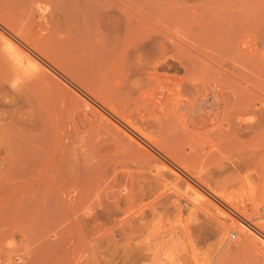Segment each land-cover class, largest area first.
Listing matches in <instances>:
<instances>
[{"label":"rangeland","instance_id":"1","mask_svg":"<svg viewBox=\"0 0 264 264\" xmlns=\"http://www.w3.org/2000/svg\"><path fill=\"white\" fill-rule=\"evenodd\" d=\"M104 1L105 3L112 1L110 4L106 3L107 8L109 7L107 5H111L113 2L114 5H112L114 7L116 5L118 9L122 7V4H124L122 0H117V2L116 0ZM179 1L156 0L153 3V7L155 8L152 10H154V12L152 10L150 11H152L151 13L155 14V12L158 13L160 9L168 5L171 7L175 6L176 9H179V7H181V9L183 8V14L186 15L187 13L190 14L194 12H208L209 14L205 13L207 18L205 17L201 20H198L201 23L204 22L203 24H207L209 23L208 21L211 22L210 19L212 18V20H214L213 22L219 20L215 16L220 12L221 8L219 7H221V3L225 5L227 0H181L180 2L183 1V4H180ZM184 1H187L186 4H184ZM207 1L212 5L215 2H218L215 3L214 6L218 5L219 3L220 5H218L219 7L213 6L211 8V5H209ZM234 1L233 3L231 0L233 4L232 6L223 5L224 7L222 6V9L227 8L229 10L232 8L238 10V8H240L239 6L241 5L243 7L246 5V1L248 0ZM257 1L255 0L254 2ZM259 1V8H264V4H262L261 7V3H264L262 2L264 0ZM228 2L226 4H228ZM105 3L103 2L104 5ZM248 3L249 2H247V4ZM38 4L39 3L37 2L31 4V10L35 12L34 15L42 12L41 10L43 9L46 15L47 13L49 15V11L51 13L50 8L47 9V7H44L42 4H39L41 7L39 8ZM101 4L102 3L98 5V9H101L100 6H103ZM155 4L158 5V8ZM163 4L165 5L163 6ZM249 4H253V2ZM204 5H207V10H203L205 7ZM113 6H111L113 9L104 11L106 10L104 8L103 11H98V20L95 17L96 15L92 14V18H90L91 21L88 19V22H86L87 28L89 26L90 30L98 32V42H102V37L106 40H111L113 37V29L115 27L114 24L116 22L121 23L125 19V17L122 18L123 15L120 12V9L118 10ZM242 7L240 9H242ZM167 8L169 7H166L161 11L163 12V10H165V13L171 9H174L175 13L179 12L178 10H175V8H171L170 10ZM199 8H201V10ZM185 9L188 10V12L186 11L185 13ZM28 10L29 12H32L30 8H28ZM214 10L215 13L213 12ZM262 11H264V9H262ZM114 13L117 15L115 16ZM32 14L33 13L30 15ZM53 14L55 15V13H51L49 15L51 16L49 20L52 19L49 22H52L51 24H53L55 20V24H58L56 23V16ZM151 16L153 17L152 14ZM113 17L116 18L114 19L115 23H113ZM152 17H149L150 20ZM155 17L161 19V21H164V18L162 19V17ZM214 17L216 18V21ZM157 18H155L156 21L158 20ZM177 19L182 21L181 18ZM31 20L30 22L26 21V23L28 22L27 24L30 26H32L31 22L33 21ZM155 20L152 18L153 22H156ZM152 21L148 20V26H151L150 30L147 31L148 33L153 30V28H155L156 31L159 30V32H161V28H164L163 26H166V23L169 24L168 22H170H166L165 19L164 25L163 23H161L162 25H157L159 28L158 29L156 27V23L152 25ZM178 21H175V26L177 29L179 28L180 32L184 29L183 32H186L185 35L189 34L188 30L189 32H192L195 29L193 34L197 33L198 30L196 31V29H199V26L202 25L200 23L193 24L190 25V27L193 28H189V26L187 27L184 24L187 22L186 20L183 22V24H181L182 22ZM262 21H264V16H262ZM90 22L92 23L94 30L90 25H87V23L90 24ZM181 26L183 27L181 28ZM155 29L151 32H156ZM17 35L15 36L12 34V32L0 24V44L5 40L3 37H6L7 39L10 38V44L8 46L5 44L1 45L6 48L1 47L0 50L2 53L0 51V54H4V59L6 57V59L11 61L14 65L8 68L9 70L6 71V73L8 72L10 74L9 71H12L11 68H13L14 72L12 71L11 73L14 74L11 75L14 77V79L8 74L9 81H6V84H3L2 81H0V83H2L0 84V126L2 127L3 124L4 127V124L6 126L7 123V125L13 123V128L23 129L24 131L22 133H27L31 138V136L33 137V135L36 136L38 134L37 128L40 125V119L45 117L46 120L48 119L50 123H53L51 124L54 126L55 130L63 129V131H67V133H70V135L76 133L75 135L78 134L82 137L85 136V139L87 140L89 139L87 143H89L88 146L90 144L91 145L89 146L90 148L87 146L88 151L93 150V153L97 154L95 161L98 160L99 163L101 162L102 166L100 165V170L98 169V193L89 192L77 200L70 198L74 211L69 210L67 212H60L59 210H50L46 212V214L45 211L41 212L40 214L38 211H30V213L24 210H18L16 205L20 202V200L26 202L29 206H32L33 209L36 205L44 204L43 206H47L46 204L48 202L43 201L41 203H36L31 197L25 195L28 189L31 190L32 182L36 177V173L34 170L29 171L28 169L24 168V166L22 167L23 164L20 163V160L18 163H16L18 161L17 159L14 162L16 154L13 153L14 151L12 152L11 144L16 143L17 140L13 141L11 138L13 136L8 137L10 136V133L9 135L4 134L6 132H2L0 127V264H6V260L10 255V257L13 259L19 258V256L22 258L25 257L24 259H26L27 252H29L28 255H30V257L40 253L39 241L41 240H39V238L42 235V231L41 233L40 231H38V233L35 232L37 233V236L40 234L39 238L36 236L37 240L30 239L32 243L35 242L37 245L35 243L31 245L32 243H30V247H28V249H24L26 237L24 239V234H22V232L19 230H30L27 226L33 225L36 223V221L42 219L45 222L47 221V224L49 222L48 226L37 228L35 230H44L43 233L46 235L52 236L54 233V236H57L58 239H61L64 230H70L68 232V234L71 236L70 240L65 241L64 244L59 247L60 250L58 251V253L63 254L65 260L58 264L264 263V251H262L264 250L262 249V247H264V231L262 230L264 229L261 230V225H258L261 226L260 229L255 225H264V206H262L264 205V198H260L261 196L264 197V195H262L264 194V191H262V189H264L262 188L264 187V183H262L264 182V180H262V176H264V174L258 170L256 173L253 172L254 170H251L253 160L252 163L251 160L248 162L251 163V167L248 163L244 164V166L242 164L250 158L252 159V157H255L256 159L257 157L254 151L256 148L261 146H255L256 148H254L255 144L253 146H248L251 151L249 153L251 154V157L249 155H247L249 157L243 155L246 152L248 153L249 148L246 146L247 144L244 145L246 146V150L248 148L247 151H245L244 146H240V149L237 147L239 152L243 150V154H237L238 151H236V148H234L235 151L231 150L233 156H236L237 154L238 157L239 155L238 158L236 157L237 159H240V156L241 159L242 157L248 158L246 160L243 158L242 161L245 160L243 162L240 160V162H238L237 159L233 160V158L231 161L230 158L232 155L229 151H223L222 153L227 154H221L220 151L215 153L216 150H212L211 153L215 155V159L212 160L211 165L208 164V166H205L207 163L205 164L204 161H202V163L200 161V164L196 163L197 165H192L197 166V172L196 170L191 169H195L194 167H191V165L190 168L187 163L184 164L185 161L182 159L175 157L179 160H177L178 162H174L176 159L173 161L172 158H169L171 157L169 156L170 153L168 154L166 151H164V148L161 147L162 145H158L157 138H151V136L155 134V129L153 131V128H151V126H153V117H149L148 115L151 114L149 111L153 105L151 101H153V99L159 98L160 95L158 96V94H160V92L158 91H161L159 81H157L158 84H156L157 82L154 84L157 85L155 90H152L155 86L153 85L154 87H151L153 83H150L155 82V79L152 80L153 78L150 77L149 73L146 72L149 71L148 68L150 63L148 62H150V57L151 59L153 58V53L148 51H146L147 53L145 51H141L142 53L137 51L135 53V47L132 48L134 41L128 43L129 45L126 44V52L122 58L123 62L125 61V63L123 66H121L123 69L118 66L119 64L114 59V61L111 60L108 63L111 69L115 68L114 70L117 72H119L121 69V72L116 75L117 79L108 84V89L105 87L107 91L105 88L101 89V91H96L95 89H93L94 91H91L92 88L90 85L86 86L87 89L83 88L85 86L84 84L80 83V86L79 80L77 78L71 74H68L70 76L67 77V72L64 74L62 70L59 69L60 67L45 61L38 53H34V50L27 43L24 44L23 40H21L22 36L19 37L20 35ZM153 36L154 34L148 38L146 34L145 41L154 39L155 36L158 37L159 35L157 34L154 37ZM189 36L192 35L189 34ZM2 38L4 40H2ZM197 40L194 42V44L196 43L195 46L197 47V52L198 47L200 48L199 52L202 50V53L203 51H205L204 53H207L211 50L209 47H207L208 50L205 48L206 43L208 42L207 39L206 43L202 42L201 39L198 44ZM142 42H144V40ZM136 43L139 44L140 42L138 43V41H136ZM199 43L201 44L199 45ZM208 45L209 43L207 46ZM9 46L10 50L7 51V47ZM5 50L7 51L6 53ZM10 51L13 55L10 53ZM8 52L13 56L12 58L16 60V63L12 58L7 57L10 56ZM212 52L214 53V51ZM192 55L198 56L196 53H192ZM3 56L0 55V58H3ZM16 58L19 59L17 60ZM145 58H147V61L145 60L144 62ZM17 61L20 63L17 64ZM146 63L148 66H146ZM140 64L143 66H140ZM144 64H146L145 67L147 70L145 69ZM215 69L218 70L216 67ZM143 71L147 73L144 74L145 76L143 75ZM160 73H165L171 76L174 74V76L178 77L182 75L181 72H178L177 74L175 72L172 73L168 71ZM118 76H121V78L118 79ZM70 77H73V79ZM77 81L78 84L76 83ZM119 85L122 86V88L118 87ZM147 87L150 89V91ZM115 88L118 90V92H116L117 90ZM126 88L129 91H127ZM142 88L143 91L145 89L144 92L141 90ZM123 90H126L127 93H125ZM121 91L123 94L125 93V96L122 97V93L120 94L121 96L119 95ZM179 91L181 92L180 95L179 93L177 94V91L174 92L176 95H174L175 99H172L174 98L172 95L173 97H171V100H174V102L171 101L172 104L176 103L175 101L178 99V97L183 98L184 90L180 87L178 92ZM114 93H117V95ZM111 95H113V98L114 96L115 98L120 96L121 99L127 96V98H124L125 100L120 99L121 102L120 100L117 102V100L115 101L114 99V102L111 100ZM134 97H137L138 100ZM142 100H144V102L146 101L147 103H143ZM156 102L158 101L154 100L153 103ZM101 103H105V105H102ZM132 103H134V105H132ZM140 103L146 104L147 106ZM121 108L124 110L123 113ZM163 112V110L159 111L158 116H161ZM130 116L131 118H129ZM31 119L34 120V127L29 122ZM132 120L134 123H136L134 124ZM147 120L151 121H149V126L151 125L150 129H148L149 126ZM136 124H138V126ZM59 125L60 129H58ZM145 126H148V131L145 129ZM149 130H152L150 132L154 133L151 134ZM141 135H144V137L148 136V141L149 138H151L150 140L155 139V141H153L157 144L151 143L150 146L146 137L144 138L146 139L145 142L141 139L143 138ZM5 138H7V140ZM8 138H11L10 143L8 142ZM7 143L8 145L10 144L11 149L7 148ZM152 144L160 146V150H158V147L155 148L152 146ZM161 148L163 149V152ZM251 149H254L253 152L255 156H252L253 154ZM259 149L261 148H258L256 152H258ZM260 151L262 152V150H259V152ZM259 152L257 153V155H259L257 159H259L261 156L260 154H262ZM9 154H11V156ZM228 154H230L231 157ZM180 160L182 162L184 161L183 166H181ZM258 161L259 160H256V165L258 164ZM203 162L205 164V168H203ZM239 163L242 165L238 166L240 165ZM186 164L188 165L187 168L185 166ZM246 166L250 167V169L245 170L246 172L250 170L247 173L244 171ZM239 167L241 168L239 169ZM22 168H24V170ZM199 170L201 172H206L205 174L202 172L201 176H199ZM207 171H209V175L212 173V178L214 177V179L211 178V175L210 177L207 175ZM18 172H21V175L18 174ZM203 175L208 177L203 180ZM196 176H198L197 178L200 177L203 182H201L200 179H197ZM244 177L246 178L244 179ZM248 186H250V188ZM7 205L10 206V208ZM253 209L258 211V214H254L258 215L259 217H254L255 215L252 214ZM44 218L48 220H45ZM39 222L42 223L43 221ZM35 233L32 235L33 239H35L33 237L36 235ZM54 236H52V238ZM246 237H250V246H243L240 243ZM25 245L29 246V244ZM167 252L171 253V260L164 259L165 253ZM22 255H24V257ZM27 260L29 259H26L25 261Z\"/></svg>","mask_w":264,"mask_h":264},{"label":"bare ground","instance_id":"2","mask_svg":"<svg viewBox=\"0 0 264 264\" xmlns=\"http://www.w3.org/2000/svg\"><path fill=\"white\" fill-rule=\"evenodd\" d=\"M98 1L100 0H0V24L4 28L12 32V34H14L15 36L17 34L20 35L19 37L22 36L21 37L22 39L21 38L20 39L23 40L24 44L27 43L34 50L33 52L38 53L45 61L60 67L59 69H61L64 74H66L67 72L66 74L67 77L70 76L68 74H71L72 76L77 78L79 80L80 86L81 84H84L85 86L82 87L86 88L87 85L88 86L90 85V87L92 88L91 91H94L93 89H95L96 91L98 90L101 91V89L105 87L108 89L109 87L108 84L110 82H113V80L117 79L116 75L119 72H121V69H123V67L121 66H123V64L125 63V61L123 62L122 58L124 56V53L126 52V44L134 41V45L132 44V48L135 47L134 49L135 53L137 51H139V53H142L143 51L145 52L148 51L150 53H153L152 56L153 58L151 59L150 57L149 60L150 62H148L150 63L148 68L150 72L149 71L146 72L149 73V76L153 78L152 80L155 79V82H151L150 80H148L149 82H151L150 84L153 83L151 87L155 86L152 90H155L157 85L154 84L157 81H159V85L161 86L160 87L161 91H158L160 92V94H158V96L160 95V97L157 99H153V101H151L153 104L152 108L149 111L151 112V114L150 113H149L150 115H148L147 113L146 114L149 117L151 116L153 117L152 118L153 124L152 123L151 124L154 127L151 125L150 126L151 128H153L152 129L153 131L155 129L154 131L155 134L151 136V138L152 137H155V139L157 138L158 145L160 146L162 145L161 147L164 148V151H166L168 154L170 153L169 156L171 157L169 158H172L173 161L176 159L174 162H178L177 160L182 159L185 161V162L183 161L184 164L187 163L189 167L191 165V167L195 168L193 169L190 167L192 170H196L197 166H192V165H197L200 161L201 163L202 161H204L205 164L207 163L205 165L203 162V168H205L204 165L208 166V164L210 165L212 164V160L215 159L214 157L215 155L211 153L212 150H216L217 152L215 151V153H218L220 151L221 154H227L222 152L229 151L232 155L231 150L235 151L234 148L237 149L238 147L240 149V146H244L247 144L246 146L248 147L249 145L253 146L255 144L254 148L261 146L258 147L261 148L259 150H262V152L260 151L262 154H260L261 156L259 157V159H257L259 156L257 155L259 150L258 152H256L258 148H256L255 151L254 149L253 150L251 149L253 154L252 156H255L254 155L255 152L257 158L255 159V157H252V159L250 158L245 163L243 161H245L248 158L242 157V159L245 158V160L242 161L240 156V159H237L239 157V155L237 157V154L239 153L243 154L242 153L243 150L239 152L238 151L239 149H237L236 151H238V153L236 154V156L232 155L231 157L230 154L228 155H230L231 158L230 157L229 158L231 161L232 158L233 160L237 159L238 162L242 161L243 166L244 164L250 162V160L252 163L253 160L252 167H251V163H248L250 164L251 170L252 171L254 170L253 171L254 173H256V171L258 170L259 172H262V174H264V27H262L264 26V21H262V16H264L262 15L264 14L262 13L264 12L262 11V9L264 8L262 9L259 8L260 6L258 5L260 4L258 2L260 1L256 0L257 2H254L255 0L254 1L248 0L246 1V5H244L243 7L241 5L239 6L240 8L242 7V9L238 8L237 10L231 8L228 10L227 8L225 9L222 8L228 5L232 6L233 5L232 2L234 0H232V2L231 0L230 1L225 0L226 3L229 1L228 4L224 2L225 5L223 3H221L222 5H220L219 3L218 5H220L221 7L216 5L217 7L221 8L220 12L218 11L219 9L217 10L219 13L217 12L218 14L215 16L219 20L217 19L218 21H216V18L214 17L217 23L213 22L214 20H212L213 18L211 17L212 18L210 19L211 22L208 21L209 23L203 24L204 22L201 23L198 20L205 18L206 12H199V13L194 12L190 14L187 13L186 15L183 14L184 13L182 11L183 8L181 9V7H179V9H176L175 6L171 7L166 5V7H169L167 9L170 10L171 8H175V10H178L179 12L175 13L174 9H171L170 11L164 13L165 10H163V12L161 11L162 9L166 8L164 7L160 9L158 13L155 12L156 14L155 15L151 12L152 11L154 12V10L152 9L155 8L153 7L154 5L153 3L156 0H122L124 4H122V7L120 6L121 8L119 9L123 15L122 18L125 17V19L124 21L121 22L122 24L118 22L115 23L114 19L116 18L114 17L117 14L115 15L114 13L115 16L112 18L113 23H115L114 24L115 27L113 29V37L111 38V40H106L102 37V42H98V32L97 31L94 32L90 30L89 26L88 29L86 27V22H88V19L90 20V18H92V14L96 15L95 17L98 20L97 18L98 11L100 10L103 11L104 8L106 9L104 11L113 9L111 8V6L114 5V2L112 3L113 5L112 4L107 5L110 7L107 8L106 3L110 4L112 1L106 3L104 0H101L100 2ZM102 1L105 3V5L103 4ZM180 1L179 3L181 4L183 1L182 2ZM35 2L42 4L44 7H47V9L50 8L51 13H55V15L54 14L53 15L56 16L55 17L56 23L58 24H55V20L53 24H51L52 22H49L52 20V19L49 20L51 17L49 16L51 14L50 11H49V15L48 13L46 15L44 9L43 10L40 9L42 12H39L36 15H34L35 12L31 10L32 9L31 4ZM184 2H185L184 4H186L187 1ZM247 2L249 3L253 2V4H249V3L247 4ZM98 3L99 4L102 3L101 5L103 6H100L101 9L100 8L98 9V5H99ZM207 3L209 4L208 1ZM214 4L213 5L209 4V5H211L212 8ZM262 4L264 3H261V7ZM164 5L165 4H163V6ZM115 7L116 9H118L116 5ZM156 7L158 8V5H156ZM28 8H30L32 12H29ZM39 8L41 7L39 6ZM199 9L201 10V8ZM207 9L208 7L206 5L203 8V10H207ZM186 11L188 12V10L185 9V13ZM213 12L215 13V10ZM31 13L33 14L30 15ZM151 14L153 15V17L151 16ZM206 14L209 13L207 12ZM155 16L162 17V19L164 18V21L166 19V22L168 21L170 22H168L169 24L165 22L166 23L165 26L164 21H161V19H158ZM30 17L32 18L33 21L31 20ZM149 17H152L153 20H155V18H157L158 20L157 21L155 20L156 22H153L152 18L150 20ZM177 18H181L182 21H180ZM30 20L32 21L31 22L32 26L27 24L28 22H30ZM148 20L153 22L152 25L156 23V27L157 25L159 24L162 25L161 23H163L164 28H161V32H159V30L156 31V29L153 28V30L155 29L156 32H151L153 31L151 30L148 33L147 31L150 30L151 27L148 26L149 24ZM185 20L187 22H185L184 24L187 27L189 26V28H193L190 27V25L193 24L200 23L202 25L199 26V29H196V31L198 30L197 33L193 34V31H195V29L193 31L191 29L192 32H189L188 30V33L192 36H189V34L185 35L186 32H183L184 29L180 32L179 28L177 29L175 26L176 24L175 21L182 22L181 24H183ZM26 21L28 22L26 23ZM87 25H90L92 27L91 22L90 24L87 23ZM182 27L183 26H181V28ZM152 33L154 34V36L158 34L159 38L155 36V38L158 39L154 38L145 41L146 34L149 38V36L153 35ZM3 38L2 40H4L3 41L4 43L2 42L3 44L2 43L0 44V48L1 47L6 48L1 45L5 44L8 46L10 44V40H9L10 38L9 39H7L6 37ZM201 39L202 42L205 43L208 40L205 48L207 47L211 48V50L214 51V53L211 50L208 52L206 51L207 53H204L205 51H203L202 53V50L201 52H199L200 51L199 47H198L199 53L197 52V47L195 46L196 43L194 44V42L197 40V44H198V42H200ZM135 40L138 41V43L139 42L140 43L137 44ZM143 40L144 42H142ZM208 43L209 45L207 46ZM200 44L201 43H199V45ZM7 48H8L7 51H9L10 46ZM7 51L5 50V53ZM192 53H196L199 57L192 55ZM11 54L10 56L7 57L12 58L13 54L12 55ZM0 55L3 56L4 54H0ZM1 58H0V81H2L3 84L4 83L6 84L7 83L6 81H9V77H8L9 73L8 72L6 73V71L9 70L8 68L14 65L12 64L11 61H8L6 57H5L6 60L4 59V56L2 59ZM12 59L16 63V60L14 58ZM113 59L116 60V62L119 65L117 63L115 64L121 67V69L119 68L120 69L119 72L114 70L115 68L111 69L110 65H108L109 61ZM145 60L147 61V58L144 59V62ZM19 63L20 62H18L17 64ZM146 64H144V67ZM140 66L143 65L140 64ZM146 66H148V64ZM215 67L218 70H216ZM11 70L14 72L13 68H11ZM12 71H9L10 72L9 75L14 74L11 73ZM164 71H168L172 73L175 72L176 74L178 72H181L182 75L181 76L179 75L180 77H178V76H174V74H172L171 76L165 73H160ZM143 72H142L143 75L147 74L145 73V71ZM11 77L13 76L11 75ZM70 78L73 79V77ZM120 78L121 76L120 77L118 76V79ZM76 83L78 84V81ZM156 84H158V82ZM120 85L118 87L122 88V86ZM180 87L184 90L183 98H179V97L178 99L176 98L177 99L175 101L176 103L172 104L171 101L174 102V100H171V97L175 95L174 92L176 91L177 94L179 93L180 95L181 92L180 91L178 92ZM143 88L141 89L142 91ZM126 90L123 91L127 93ZM116 92H118V90ZM121 93L122 91L119 93V95ZM125 93L124 94L122 93L123 94L122 97L125 96ZM114 94L117 95V93ZM112 96L113 95H111V97ZM120 96L118 97L116 96L117 98H115L114 96V98L112 97L111 100L114 101L115 99V101L117 100L118 102V100L121 99ZM175 96L172 99H175ZM124 98H127V96ZM135 99L138 100L137 97ZM154 100L158 102L153 103ZM142 101L143 103L146 102V101L144 102V100ZM134 103H132V105H134ZM103 104L105 105V103ZM143 105L147 106L146 104ZM121 110L123 113L124 111L123 108H121ZM162 110L164 111L163 114L161 116H158L159 111ZM131 116L129 118H131ZM40 120L41 121L39 127L38 128L36 127L38 134L36 136L33 135V137L31 136V138L28 136L27 133L25 134L22 133L24 131L23 129L13 128L12 127L13 123L11 122H10L11 124L9 125H7L8 124L7 123L6 126L4 124V127L3 124L2 127L0 126L2 132L3 131L6 132L4 134L9 135L10 133V136L8 137L13 136L11 137L12 140L13 141L17 140L16 143L11 144L12 149L10 148V144L8 145L7 143L9 147L6 145L7 148H10L12 152L14 151L13 153L16 154L14 162L16 161V159L18 160L16 163H18L20 160L21 161L20 163L23 164L22 167L24 166V168L28 169L29 171L34 170V172L36 173V177L32 182L31 190L28 189L25 195L31 197L33 201L36 203L37 202L41 203L43 201L48 202L46 204L47 206H43L44 204L36 205L34 206L33 209L32 206H29L26 202L20 200V202L16 205V208L18 210L20 209L26 212L38 211L40 214L41 212L44 211L46 214V212L50 210L52 211L59 210L60 212L62 211L67 212L69 210L74 209L72 208L71 205L72 202L70 198H74V200H77L83 197L84 195H86V193L89 192L98 193L99 181L97 177H99L98 171L100 170L99 167L102 163L101 162L99 163L98 160L95 161V159L97 158L96 157L97 154L93 153V150L88 151V147L91 144L88 146L89 143H87V141L89 139L88 140L85 139V136L82 137L79 136L78 134L75 135L76 133L70 135V133L68 134L67 131L65 132L63 131V129L55 130L54 126L52 125L53 123L51 122L52 123L51 124L48 121V119L47 120L45 119V117L41 118ZM149 121H148V126H149ZM29 122L34 127V120L31 119L29 120ZM138 124L136 125L138 126ZM150 126L148 127V129H150ZM147 127L145 126L146 130ZM58 129H60V125ZM152 130H149V132ZM142 137H143L141 138L142 140L146 142L147 139L148 141L147 138L148 136L147 137L145 136L146 139H144L145 138L144 135ZM11 138L10 139L8 138L9 143L11 141ZM151 138H149L148 141L149 143L147 142L148 144H150V146L151 143H156L154 142L155 139H153L154 140L153 141L150 140ZM5 139L7 140V138ZM156 144L154 145L152 144V146H154L155 148L158 147L159 149L158 148L157 149L160 150V146L158 145L156 146ZM246 146H244V148ZM247 150L245 148V151ZM250 152L251 151L249 148L248 153L246 152L243 155L250 156L251 155L249 154ZM91 153H93L94 156L93 154L90 155ZM9 155L11 156V154ZM207 160H209L210 162ZM256 160H259L257 165L255 164ZM183 162L181 161L180 163L181 166L184 165ZM187 164L185 165L186 168L188 167ZM242 164L238 166H241ZM250 167L246 166V168L245 167L242 168H245L244 169L245 171L247 169H250ZM24 168L22 169L24 170ZM240 168L241 167H239V169ZM200 172L198 173L200 174L199 176H201L202 172L203 174H205L206 171H202L201 173ZM208 172L209 171H207V173ZM20 173L18 172V174ZM207 175H209V173ZM210 175L212 178V173ZM197 177L198 176H196V178ZM207 177L204 176L202 179L204 180ZM245 178L246 177H244V179ZM197 179H200V177ZM212 179H214V177ZM203 180H201V182H203ZM262 180H264V176H262ZM248 187L250 188V186ZM262 191H264V189H262ZM260 198L262 199L264 197L261 196ZM8 207L10 208V206ZM252 212L253 215L258 214L257 210L253 209ZM254 217H259V216L255 215ZM39 221H43V222L40 223ZM46 222L43 219L38 220L36 221V223L34 222L35 224L27 226L28 229L30 230H19L22 232V234H24L23 235L24 239L26 237L24 243L25 246L24 249H28V247H30V243H32L31 240H37L36 236L38 231H40V233L42 231V235L40 236V238H39L40 234L37 236L39 240H41L39 241L40 253L38 255L30 257V255H28L29 252H27L26 253L27 257L29 256L28 258L26 257V259H29L27 261H25L26 259H24L25 253L24 255H22L24 258L19 256V258L13 259L12 257H10L11 256L10 255L9 258H7L6 260L7 262L6 264H58L61 261L65 260L63 254L58 253V251L60 250L59 247H61V245L64 244L65 241L70 240L71 236L68 234L70 230H64L61 239L60 238L58 239L57 236H54V233L52 236H54L55 238L54 237L52 238V236L43 233L44 230H35L37 228L47 227L49 222L48 224ZM255 225L256 226L261 225L262 227H264V225L262 224H255ZM261 226H258V228L260 229ZM262 227L261 230L264 229ZM34 233L36 234L33 236L35 239L32 238V235ZM249 238L248 237L244 238L240 242L241 245L250 246L251 240L249 241ZM33 243L31 245H33ZM25 244H29V246H26ZM262 249H264V247H262Z\"/></svg>","mask_w":264,"mask_h":264},{"label":"clouds","instance_id":"3","mask_svg":"<svg viewBox=\"0 0 264 264\" xmlns=\"http://www.w3.org/2000/svg\"><path fill=\"white\" fill-rule=\"evenodd\" d=\"M164 259L171 260V253L170 252L165 253Z\"/></svg>","mask_w":264,"mask_h":264}]
</instances>
